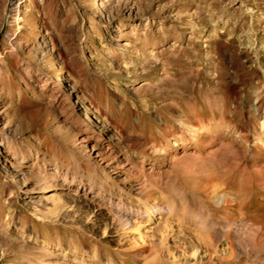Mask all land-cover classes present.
Returning <instances> with one entry per match:
<instances>
[{"label":"rangeland","instance_id":"374dc122","mask_svg":"<svg viewBox=\"0 0 264 264\" xmlns=\"http://www.w3.org/2000/svg\"><path fill=\"white\" fill-rule=\"evenodd\" d=\"M250 120L263 130L264 0H0V264H248L222 256L252 221L194 194L191 155L192 128L219 152ZM251 139L234 141L248 159ZM54 212L80 218L75 248L51 244ZM125 218L150 229L140 254ZM198 235L211 261L187 254Z\"/></svg>","mask_w":264,"mask_h":264},{"label":"bare ground","instance_id":"6f19581e","mask_svg":"<svg viewBox=\"0 0 264 264\" xmlns=\"http://www.w3.org/2000/svg\"><path fill=\"white\" fill-rule=\"evenodd\" d=\"M206 39L209 47L212 46L215 41H217L216 35H214L213 33ZM210 57L207 56V58L205 59V66H213L214 68L219 69V64H212L213 62L210 61ZM195 61L198 62V59H195ZM220 72H217V77H219V75L223 73ZM233 88L237 92L239 84H233ZM257 103L259 102L257 101ZM196 122L199 123V120H197ZM252 123L254 126V132L252 136L238 135L236 136L237 138L235 136V138H233L228 134L229 137L227 138L226 136H224V134L223 136L227 138L224 139H226L227 142L225 143V145H223V149L219 152H214L207 149V145L210 141L209 134L206 130L207 127H205L206 133H201L202 130L200 132L199 129H195L196 127L192 128L194 129L192 132L194 141H192L193 150L191 156L194 162V166L196 167V169H194L195 181L193 183V190L195 192L194 194H196L197 197L202 199L203 201H208V199H212L213 201L215 200L217 203L215 204L214 202V207L217 213L228 212V214H231V216L235 212L243 214L246 218H248V220H251L252 224L254 225V233L246 232L243 235L240 234L239 239L235 242L229 241L227 247L228 249L222 256V258H243L245 261L249 260L248 264H264V128L260 131V128L258 129L257 127L258 122L256 123V121H252ZM199 125L200 124H198V126ZM209 133L211 134V132ZM219 133L220 135H222L221 132ZM217 135L215 136V138L217 137ZM249 137L252 138V145H250L249 147L250 151H252L250 159L245 158V154L239 153L234 148V141H236V139H238V143L239 140H245L246 142ZM218 156H220L219 161L221 164V166H219V170L217 169L210 171V168L204 170V167L208 166L210 163L212 165L214 159ZM1 214L2 211H0V216ZM52 214L53 212L50 215ZM79 222L80 218L78 217H76L74 220H70L67 215H63V217H60L59 215H57V213L54 215L53 219L46 220L45 224H49V227H47L49 228L47 234H53L51 244L61 243L71 237L72 239L70 240V245L75 248L76 243L73 236L74 234H76V231L79 230V226L77 225ZM120 224L123 229L121 234L123 235V239L125 241L124 244H127V242L130 240V248L139 254L147 248L148 243L146 242L145 237L148 235V230L150 229L141 225L137 221L128 218L121 220ZM129 224H134V226L128 227ZM174 231L175 230H173L171 227L165 228L161 231L158 239L159 245L165 249V252L172 263L177 260V255H175L174 250H178V248L180 247L177 245V242H180V238L175 235V233L177 232ZM168 238H172L173 242H175L172 246L167 244ZM197 239L198 242L204 241L205 249L203 248L204 250H201L196 246H192L187 254L193 260L204 257L207 261H211L212 257H214L218 251L217 240L212 241L210 239H204L201 238V235H198ZM183 242L184 241L180 243ZM201 253H203V256H200ZM181 255L182 257L186 256L184 251H182Z\"/></svg>","mask_w":264,"mask_h":264}]
</instances>
